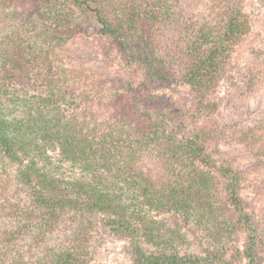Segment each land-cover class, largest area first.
I'll return each mask as SVG.
<instances>
[{
    "label": "trees",
    "instance_id": "trees-1",
    "mask_svg": "<svg viewBox=\"0 0 264 264\" xmlns=\"http://www.w3.org/2000/svg\"><path fill=\"white\" fill-rule=\"evenodd\" d=\"M195 1L19 0L4 14L0 264H91L104 236L131 264H264V223L220 153L222 106L245 108L264 81L263 64L233 65L256 20L243 0ZM78 9L106 39L97 65L71 54ZM181 86V106L156 93ZM260 120L238 136L264 139Z\"/></svg>",
    "mask_w": 264,
    "mask_h": 264
},
{
    "label": "rangeland",
    "instance_id": "rangeland-1",
    "mask_svg": "<svg viewBox=\"0 0 264 264\" xmlns=\"http://www.w3.org/2000/svg\"><path fill=\"white\" fill-rule=\"evenodd\" d=\"M207 0H196L199 10H203ZM19 0H1L0 1V20L9 10L14 7L17 9ZM244 2V3H243ZM248 12L256 20L257 30L247 45L241 46L235 53L234 67H243L244 65L263 64L264 65V0H243ZM193 5V6H194ZM65 28H78V24H83L84 33L75 38L74 45L71 47V54L76 62H86L97 65L104 59V48L106 39L100 34V26L95 21L91 12H79L72 15L69 20H64ZM5 24L0 26H4ZM80 32V30H79ZM236 70V69H235ZM236 72V71H235ZM263 84L253 86L257 88L251 98L247 101L245 108L243 100L236 101V106H222L223 118L227 128L226 134L228 140L220 146V153L230 161V165L241 174V197L245 210L251 213L256 223H264V139L263 136L256 135L255 140H247L244 136L239 137L237 131L242 126H251L252 124H261V116L264 115V81ZM236 86L244 89L246 81L239 80ZM228 76L222 80L220 97L229 99L234 91ZM160 96L166 97L181 106L185 101L191 98L190 92L186 87H172L159 89L156 92ZM239 102L241 104H239ZM192 106L191 103H188ZM235 123L231 127V123ZM250 120V121H249ZM262 125V124H261ZM232 133L237 135L238 139L231 138ZM256 144V145H254ZM222 157V156H221ZM13 180V178H12ZM16 184V183H15ZM23 195V193H22ZM97 252L91 264H131L130 258L124 251L125 241L116 240L109 236L100 237Z\"/></svg>",
    "mask_w": 264,
    "mask_h": 264
}]
</instances>
